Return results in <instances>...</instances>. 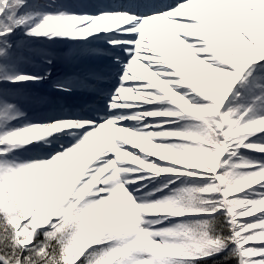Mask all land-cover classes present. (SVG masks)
I'll use <instances>...</instances> for the list:
<instances>
[{
  "label": "snow or ice",
  "instance_id": "1",
  "mask_svg": "<svg viewBox=\"0 0 264 264\" xmlns=\"http://www.w3.org/2000/svg\"><path fill=\"white\" fill-rule=\"evenodd\" d=\"M0 264H264V0H0Z\"/></svg>",
  "mask_w": 264,
  "mask_h": 264
}]
</instances>
